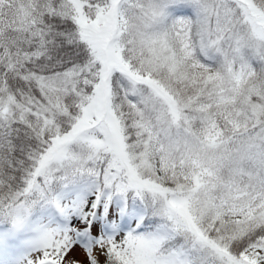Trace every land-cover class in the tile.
<instances>
[{
	"label": "snow or ice",
	"instance_id": "snow-or-ice-1",
	"mask_svg": "<svg viewBox=\"0 0 264 264\" xmlns=\"http://www.w3.org/2000/svg\"><path fill=\"white\" fill-rule=\"evenodd\" d=\"M0 264H264V0H0Z\"/></svg>",
	"mask_w": 264,
	"mask_h": 264
}]
</instances>
